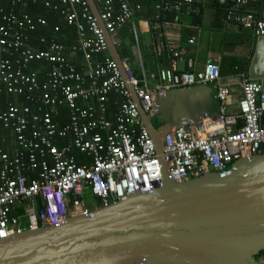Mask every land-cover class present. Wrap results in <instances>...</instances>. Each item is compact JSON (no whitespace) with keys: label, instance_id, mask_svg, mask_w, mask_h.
I'll use <instances>...</instances> for the list:
<instances>
[{"label":"built area","instance_id":"built-area-1","mask_svg":"<svg viewBox=\"0 0 264 264\" xmlns=\"http://www.w3.org/2000/svg\"><path fill=\"white\" fill-rule=\"evenodd\" d=\"M34 1L60 11L65 22L76 28L77 39L57 42L60 28L56 27L49 40L41 39L47 49L38 50L29 44L28 34L47 21L0 8V131H9L12 137L9 149L0 148L1 239L59 227L71 216L89 217L98 205L89 207L87 193L109 206L136 192L158 189L166 170L175 182L183 183L212 172L225 173L239 161L264 154L261 81L242 72L236 82H224L217 60H208L198 69L196 59L189 57L186 68L179 69L184 50L179 38L170 36L168 26L178 25L182 14L200 16L206 0H158L151 5L159 13L157 20L141 24L154 34L155 57L167 54L170 60L155 72H149L143 60L142 25L137 24V15L144 9L141 3L94 0L103 29L88 0ZM214 1L231 7L227 22L264 37V0ZM169 15H175L174 20ZM126 26L132 29L137 57L134 62L123 59L125 74L151 120L157 116L158 95L204 84L217 86L221 114L168 133L162 157L120 65L110 56L105 31L114 39ZM188 43L196 44V37ZM36 63L45 64V71L33 68ZM236 88L240 91L237 110L231 111ZM4 95L8 97L3 107ZM112 96L115 120L109 116ZM66 118L67 123L61 124ZM58 139L65 144L58 146Z\"/></svg>","mask_w":264,"mask_h":264},{"label":"water","instance_id":"water-1","mask_svg":"<svg viewBox=\"0 0 264 264\" xmlns=\"http://www.w3.org/2000/svg\"><path fill=\"white\" fill-rule=\"evenodd\" d=\"M88 1L103 27L95 1ZM105 33L111 56L125 71L114 39ZM250 78L264 86V37L257 41ZM128 87L160 157L168 133L221 114L216 85L173 89L156 98V126ZM164 177L153 192L109 206L96 198L98 208L89 217L0 238V264H261L264 154L183 183L167 170Z\"/></svg>","mask_w":264,"mask_h":264},{"label":"crops","instance_id":"crops-1","mask_svg":"<svg viewBox=\"0 0 264 264\" xmlns=\"http://www.w3.org/2000/svg\"><path fill=\"white\" fill-rule=\"evenodd\" d=\"M132 1L133 3H141L143 6L148 3L147 0ZM203 3V12L200 16L193 18L182 14L178 25L168 26L170 36L178 37L180 46L184 50V60L179 62V69L183 70L186 68L185 61L189 57L196 59L198 69H202L208 60H217L220 62L221 67H223L225 63L222 64V60L226 59L228 63L227 67L223 68L225 73L222 75L224 82H231V80L232 82H236L238 74L242 72H246L250 76V67L255 56L259 38L255 37L251 31L242 29L236 23L227 22L222 13V8L214 4V0H206ZM145 9L137 15L138 25L142 21L149 20L144 16ZM141 25L140 40L143 35L150 36V38H147L149 43H146L143 38L141 40L142 46L146 49L145 51H148L146 61L143 54L146 68L149 59L153 66V71L151 72L167 67L170 61L169 57L167 54H164L160 58L155 57L151 47L149 48L154 40V34H151L144 24ZM191 36L196 37V44L191 45L188 43V39ZM114 41L118 44L116 46L122 59L135 57L137 52L134 45V36L129 26L123 28L114 38ZM124 44L130 46V49L122 48ZM239 96V89H234L230 106L231 111L237 110V99ZM2 143L7 144V149H9L12 145V137L8 134H2ZM77 157L81 158L78 154Z\"/></svg>","mask_w":264,"mask_h":264},{"label":"trees","instance_id":"trees-1","mask_svg":"<svg viewBox=\"0 0 264 264\" xmlns=\"http://www.w3.org/2000/svg\"><path fill=\"white\" fill-rule=\"evenodd\" d=\"M14 1L17 2L16 5L13 6ZM158 0H152V2L146 3L144 5L145 11H144V16L145 18L154 21L157 20V14L158 11L155 10L151 5L157 2ZM214 4L222 8V13L226 19V14L230 11L231 7L230 6H222L219 5L217 2L214 1ZM146 6V7H145ZM0 8L5 9L6 12L9 13H14L17 16L21 17L24 14L30 15L32 18H34L35 21H37L38 18H44L47 21L46 26H38L37 30L35 32H29V38L30 42L29 44L33 46L34 48L38 50H46L47 49V44H42L41 39L47 38L48 40L52 37L53 31L55 30L56 27L60 28V31L58 34H56L55 39L59 43H64V44H69L71 42L76 41L77 39V30L75 27L69 26L66 22L60 11L54 10L53 8H48L45 7L43 4H41L38 1L34 0H0ZM139 17V16H138ZM175 15L172 17L171 15L168 16L169 20H174ZM194 16L193 18H195ZM198 17V16H197ZM162 18V17H161ZM164 19V18H163ZM180 22V19L179 21ZM2 23V20L0 18V24ZM216 61V60H215ZM223 67H221V74L223 75L224 69L227 67L228 61L226 59L222 60ZM221 66V65H220ZM44 67L45 64L43 63H36L33 65V68L35 69H40V72H44ZM7 95L3 96V107L5 103L7 102ZM13 97L11 96L10 99ZM21 103H25L24 97H21ZM109 107V116L110 119L115 120V113L117 106L115 104V97L112 96L110 98V101L108 103ZM65 115V111L63 113ZM155 119V118H154ZM57 120V119H56ZM67 123V118L62 122L61 124L65 125ZM155 125L160 126L161 123L158 120H155ZM2 134H8L9 131L2 130L0 131V148L7 149V144L2 143ZM65 144L64 139H58L57 145L58 146H63ZM258 259L264 258V251H262L258 256Z\"/></svg>","mask_w":264,"mask_h":264},{"label":"rangeland","instance_id":"rangeland-1","mask_svg":"<svg viewBox=\"0 0 264 264\" xmlns=\"http://www.w3.org/2000/svg\"><path fill=\"white\" fill-rule=\"evenodd\" d=\"M116 37V36H115ZM114 37V38H115ZM142 38H143V40L146 42V43H149V41L147 40V38H150V36H148V35H143V36H141V40H142ZM152 46V44L149 46V48ZM141 47H142V52H143V54H144V60L146 61V55H147V52L148 51H145L146 49H145V47L144 46H142V43H141ZM122 48H126V49H130V46H128V45H126V44H124L123 46H122ZM121 48V49H122ZM150 54V53H149ZM137 57V53H136V55H135V57H132V61L134 62V60H135V58ZM144 61V62H145ZM146 65V64H145ZM132 67H133V69H137V64H132ZM152 65H151V62H150V59L147 61V69L149 70V72L150 71H153V69H152ZM155 120H158L157 119V117L154 119L153 118V123L155 122ZM155 124V123H154ZM86 200H87V202H88V205H89V207L91 208V209H93L96 205H98V202H97V199L96 198H94L90 193H87L86 194Z\"/></svg>","mask_w":264,"mask_h":264},{"label":"bare ground","instance_id":"bare-ground-1","mask_svg":"<svg viewBox=\"0 0 264 264\" xmlns=\"http://www.w3.org/2000/svg\"><path fill=\"white\" fill-rule=\"evenodd\" d=\"M90 4V3H89ZM92 8V7H91ZM262 10L264 11V2L262 3ZM92 11H93V9H92ZM94 13V12H93ZM94 15L96 16V14L94 13ZM97 17V16H96ZM98 19V18H97ZM99 19H100V15H99ZM99 21V20H98ZM101 21V20H100ZM102 22V21H101ZM100 23V22H99ZM103 24V23H102ZM100 25H101V23H100ZM102 27V26H101ZM103 29H104V26L102 27ZM105 32H107V31H105ZM105 35H106V33H105ZM111 36V35H110ZM112 37V36H111ZM255 37H257V36H255ZM113 38V37H112ZM257 38H262V37H257ZM117 47V46H116ZM118 49V48H117ZM119 51V50H118ZM120 53V52H119ZM110 56H111V54H110ZM120 56H121V54H120ZM112 57V56H111ZM112 59H114L113 57H112ZM115 60V59H114ZM121 60H122V64H123V59H122V57H121ZM116 61V60H115ZM117 62V61H116ZM118 63V62H117ZM119 64V63H118ZM121 67V66H120ZM123 67H124V65H123ZM121 69H122V67H121ZM122 72H124L125 73V71H123V69H122ZM124 76V75H123ZM264 87V86H263Z\"/></svg>","mask_w":264,"mask_h":264},{"label":"clouds","instance_id":"clouds-1","mask_svg":"<svg viewBox=\"0 0 264 264\" xmlns=\"http://www.w3.org/2000/svg\"><path fill=\"white\" fill-rule=\"evenodd\" d=\"M260 260V259H259Z\"/></svg>","mask_w":264,"mask_h":264}]
</instances>
